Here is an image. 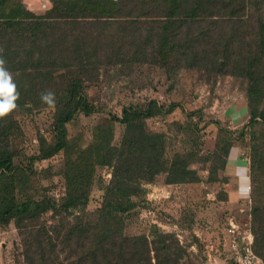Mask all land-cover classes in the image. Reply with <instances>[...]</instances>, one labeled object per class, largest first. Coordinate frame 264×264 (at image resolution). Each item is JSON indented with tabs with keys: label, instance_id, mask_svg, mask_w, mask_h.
<instances>
[{
	"label": "trees",
	"instance_id": "obj_1",
	"mask_svg": "<svg viewBox=\"0 0 264 264\" xmlns=\"http://www.w3.org/2000/svg\"><path fill=\"white\" fill-rule=\"evenodd\" d=\"M0 58L19 92L17 108L0 120V225L14 222L26 236L28 264H64L59 253L67 254L66 264H181L187 254L175 235L159 229L152 242L123 233L143 183L166 172L168 183L201 181L189 168L201 152L171 158L165 135L148 128V119L165 117L172 106L154 100L126 106L121 118L98 124L86 148L69 139L67 125L80 113L100 112L89 101L88 86L99 82L103 68L125 64L247 82L248 123L236 134L220 130L217 149L227 154L229 140L244 141L251 131L253 249L264 261V0H52L44 14L29 11L22 0H0ZM46 91L55 94L54 106L42 102ZM44 109L54 110L53 140L39 138L34 160L64 152L67 196L61 207L49 197H18L25 174L14 166L12 150L22 131L19 117ZM115 121L125 127L119 144L113 142ZM103 167H111L113 176L90 223L94 176ZM58 210L77 215L50 234L44 216Z\"/></svg>",
	"mask_w": 264,
	"mask_h": 264
},
{
	"label": "rangeland",
	"instance_id": "obj_2",
	"mask_svg": "<svg viewBox=\"0 0 264 264\" xmlns=\"http://www.w3.org/2000/svg\"><path fill=\"white\" fill-rule=\"evenodd\" d=\"M51 1L22 0L26 8L35 14L47 12ZM45 2L47 7L43 8ZM246 88L244 79L232 75H216L209 79L206 73L194 70L167 74L156 66L143 64H125L101 70L99 82L88 86L89 101L100 112L93 116L80 113L67 125L69 139L78 148H86L92 142L98 124L111 117L121 118L124 107L154 100L166 109L173 108L172 113L165 114V117L157 116L147 121L149 129L165 135L169 157L191 150H199L202 156L189 167L200 176V182L168 183L169 173L166 172L152 183L142 184L141 194L133 197L137 206L125 215V236L146 235L152 242L155 229L173 234L187 249L181 264H207V254L212 253L209 244L213 242L214 252L217 253L211 264H231L226 235L228 220L232 215H236L237 220H245L249 213L240 211L241 208L246 209L245 204V207L237 209L227 204L229 195L225 185L230 182V174L221 158L229 160L231 152L240 149V156L248 163L246 166L250 173L251 131L248 129L244 141L238 138L229 140L232 147L227 154L223 148L218 151L217 147L220 130L236 134L245 125L237 127L227 111L240 99L248 103ZM19 120L22 131L12 142L14 166L18 170L25 169L27 174L21 177L23 184L18 197L33 196L39 200L49 197L61 207L67 196L63 174L66 162L64 152L49 159L34 160L39 156V138L44 137L48 142L53 140L54 110L44 109L32 115H22ZM113 128V142L119 144L125 127L115 121ZM41 160L47 162L42 164ZM112 172L111 167L96 171L87 207L90 223L94 222L95 213L102 206L105 187L112 179ZM213 176L215 181L211 179ZM250 198L253 228V196ZM60 211H50L44 216L50 234L58 229L64 218L72 222L77 215ZM196 232L200 233L199 236ZM25 241L26 236L21 234L14 222L0 225V264H28L24 256ZM59 255V260L66 264L67 254Z\"/></svg>",
	"mask_w": 264,
	"mask_h": 264
},
{
	"label": "crops",
	"instance_id": "obj_3",
	"mask_svg": "<svg viewBox=\"0 0 264 264\" xmlns=\"http://www.w3.org/2000/svg\"><path fill=\"white\" fill-rule=\"evenodd\" d=\"M248 103L247 101L240 99L235 104L231 105V108L228 109L227 114L230 116L232 122L234 124H237L238 126H243L246 124L247 118H249L248 115ZM247 116V117H246ZM246 122V123H245ZM213 144V142H212ZM234 151V150H233ZM232 151V152H233ZM231 152L230 159L227 163L226 171H229L230 176L228 177L230 182L226 183L229 200L227 202L228 205H230L233 209H237L239 206L244 207V202L251 199V189L249 187L251 186V180H250V173L247 169V164L244 162L242 157L240 156L241 152L240 149L237 151ZM242 209V208H241ZM233 216V215H232ZM197 236H199L200 233L196 232ZM216 243V242H215ZM207 248V244H206ZM194 249V247H193ZM217 252H208L207 258L208 262L207 264H211V260L213 256H215Z\"/></svg>",
	"mask_w": 264,
	"mask_h": 264
},
{
	"label": "built area",
	"instance_id": "obj_4",
	"mask_svg": "<svg viewBox=\"0 0 264 264\" xmlns=\"http://www.w3.org/2000/svg\"><path fill=\"white\" fill-rule=\"evenodd\" d=\"M43 8L47 7L45 2L42 6ZM247 157V161H248ZM47 160H41V163H46ZM251 189V186L249 187ZM246 209H240L241 213H249L247 219L237 220L238 217L233 215L228 220L227 226V245L228 252L230 256L231 264H264V261L257 256L254 252L253 246L255 244V236L252 228V217H251V200L244 202ZM244 206V207H245ZM152 213V212H151ZM215 251V245L213 242L209 244V249Z\"/></svg>",
	"mask_w": 264,
	"mask_h": 264
},
{
	"label": "clouds",
	"instance_id": "obj_5",
	"mask_svg": "<svg viewBox=\"0 0 264 264\" xmlns=\"http://www.w3.org/2000/svg\"><path fill=\"white\" fill-rule=\"evenodd\" d=\"M5 60L0 58V120L5 119L17 108L16 101L19 99L17 86L13 82L11 73L5 67ZM43 103L54 106L55 94L51 91L41 93Z\"/></svg>",
	"mask_w": 264,
	"mask_h": 264
}]
</instances>
